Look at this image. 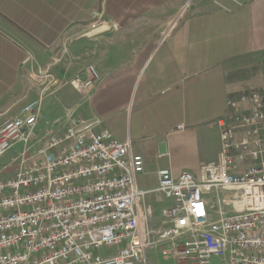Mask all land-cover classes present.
<instances>
[{
  "label": "crops",
  "instance_id": "0c3cea01",
  "mask_svg": "<svg viewBox=\"0 0 264 264\" xmlns=\"http://www.w3.org/2000/svg\"><path fill=\"white\" fill-rule=\"evenodd\" d=\"M94 15L109 30L80 38ZM263 58L264 0H0V125L36 101L40 137L100 120L143 156L138 186L162 221L158 172L218 159L227 100L256 86ZM89 65L101 79L83 97L71 80Z\"/></svg>",
  "mask_w": 264,
  "mask_h": 264
},
{
  "label": "built area",
  "instance_id": "2783aa9c",
  "mask_svg": "<svg viewBox=\"0 0 264 264\" xmlns=\"http://www.w3.org/2000/svg\"><path fill=\"white\" fill-rule=\"evenodd\" d=\"M98 20L91 29L105 23ZM87 72L71 80L83 97L101 79L94 65ZM227 106L215 162L198 175L158 172V191L172 201L158 233L180 264H264V89L247 86ZM39 122L36 101L0 125V157L23 144L0 167V264H146L145 163L132 140L85 117L40 137Z\"/></svg>",
  "mask_w": 264,
  "mask_h": 264
},
{
  "label": "rangeland",
  "instance_id": "374dc122",
  "mask_svg": "<svg viewBox=\"0 0 264 264\" xmlns=\"http://www.w3.org/2000/svg\"><path fill=\"white\" fill-rule=\"evenodd\" d=\"M205 6L206 7L203 10L204 13L202 14L203 15L202 18H207L211 15V7L209 5H205ZM186 13H187V10H186ZM255 66H258V68H256V71H258L259 74H257L254 77V83H251V84H254L257 87L264 89V58L258 63V65H255ZM248 69H251V68H248ZM247 85H250V84H247ZM247 85L243 84L241 88L244 86L247 87ZM51 99L54 100L55 97L51 96L49 100ZM29 146L31 147V151L34 152L35 149L42 146V143L38 142V143L30 144ZM22 147H23V144L18 143L12 149L8 150L4 155H2L0 157V167L4 163L10 162L12 158L17 157L20 151L22 150ZM16 168H18V165L14 166L13 168L12 167L9 168V171L7 173L12 174V172ZM145 221H146L145 223L146 231L147 232L151 231L149 233V236H150V241L152 243L148 247L146 254H145L146 264H180L178 260L170 258L168 257V255L164 253L165 250L169 248L170 241L166 239H162L158 233V230L164 227L163 219L162 221H159L158 217H152L150 209L148 208L146 212ZM110 250L111 252L116 251L115 248H111ZM101 252L105 254L106 250L103 249L101 250ZM135 264H145V262L140 261V262H136ZM211 264H226V262L223 259L213 258Z\"/></svg>",
  "mask_w": 264,
  "mask_h": 264
},
{
  "label": "water",
  "instance_id": "95a60500",
  "mask_svg": "<svg viewBox=\"0 0 264 264\" xmlns=\"http://www.w3.org/2000/svg\"><path fill=\"white\" fill-rule=\"evenodd\" d=\"M109 28H110L109 25H107V24H101L97 28L92 29V30L86 32L85 34L81 35L80 38H83V37H92V36H94L96 34H99L101 32H104L105 30H109Z\"/></svg>",
  "mask_w": 264,
  "mask_h": 264
}]
</instances>
